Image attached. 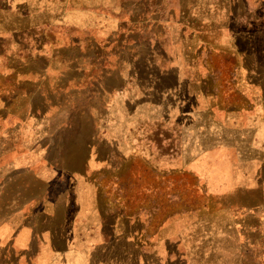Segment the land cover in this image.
Returning <instances> with one entry per match:
<instances>
[{"label":"rangeland","instance_id":"rangeland-1","mask_svg":"<svg viewBox=\"0 0 264 264\" xmlns=\"http://www.w3.org/2000/svg\"><path fill=\"white\" fill-rule=\"evenodd\" d=\"M36 261L264 264V0H0V264Z\"/></svg>","mask_w":264,"mask_h":264},{"label":"crops","instance_id":"crops-1","mask_svg":"<svg viewBox=\"0 0 264 264\" xmlns=\"http://www.w3.org/2000/svg\"><path fill=\"white\" fill-rule=\"evenodd\" d=\"M117 99V98H116ZM114 102V100H113ZM112 102V103H113ZM117 108H114L112 109V115L111 116H102L100 118V120L96 119V123L95 125L97 126L98 125V131L97 133L99 134L100 138L98 139H93L96 143H100L102 142L103 144L107 145V146H110V147H114V142L117 141V139H121V141H124L126 140V142H124V144L128 145L130 147V149L127 150V154L126 152L125 153H122V154H119L118 152H116L115 154L116 155H119L117 156V158H124V157H127L129 156L130 154V151L134 148L133 147V144H135V130L132 131L131 130H128V132L126 133L127 137L124 138L122 135L124 134L121 130V132H117L116 130V126L119 124L120 122V116L118 115V113L115 111ZM128 124H126L127 126ZM95 126V127H96ZM124 131L127 130V128H123ZM116 130V132H115ZM112 131H114V138H107L106 135H108V133L111 135ZM105 136V137H104ZM113 144V145H112ZM91 145V147H90ZM89 146H88V150L89 153H88V156H87V159H86V165H88V158L92 156V154L95 152L98 153V149H99V145H96L95 143H91ZM117 147V145L115 146ZM114 150V149H113ZM118 151V149H116ZM111 162V161H110ZM107 168L104 167V170H106ZM91 181V180H89ZM93 181V180H92ZM88 186L85 188V193L86 195H90V193H92V197L95 201V205L94 203L92 202L91 199H87V200H83L82 204L80 205V210L82 211V213L84 214V216H82V222L84 223V227L83 228L85 230L84 234L85 236H90L91 234H97L96 230L97 229H100L104 226L103 224V220H104V215L103 214V211L100 207V204L98 203V201L96 200L95 198V194L93 192V190L90 188V184H87ZM91 190V192H90ZM88 197V196H87ZM90 200H91V203H90ZM82 215V214H81ZM96 217L98 220H95L93 221V218ZM73 223V222H71ZM104 228V227H103ZM94 230L96 231L95 233ZM103 230V229H102ZM53 251H54V248H53ZM60 250L57 251V253H59ZM67 251H71V250H63V251H60V252H67ZM46 261H36L34 262L33 264H45ZM48 264H66L65 261H54V262H50Z\"/></svg>","mask_w":264,"mask_h":264},{"label":"trees","instance_id":"trees-1","mask_svg":"<svg viewBox=\"0 0 264 264\" xmlns=\"http://www.w3.org/2000/svg\"><path fill=\"white\" fill-rule=\"evenodd\" d=\"M105 71H106V70H105ZM98 72H100V70H93L92 74L87 72L86 75H91V76H92L93 74H96V73H98ZM100 73H102V72H100ZM40 87L42 88V86H40Z\"/></svg>","mask_w":264,"mask_h":264}]
</instances>
